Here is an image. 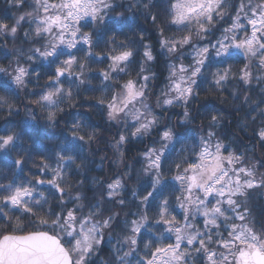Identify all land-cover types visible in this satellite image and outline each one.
Returning a JSON list of instances; mask_svg holds the SVG:
<instances>
[{
    "label": "snow or ice",
    "instance_id": "snow-or-ice-1",
    "mask_svg": "<svg viewBox=\"0 0 264 264\" xmlns=\"http://www.w3.org/2000/svg\"><path fill=\"white\" fill-rule=\"evenodd\" d=\"M6 2L0 114L25 116L0 125V264H264V0ZM80 108L112 132L113 177L89 176L102 130ZM61 119L62 139L39 133Z\"/></svg>",
    "mask_w": 264,
    "mask_h": 264
},
{
    "label": "trees",
    "instance_id": "trees-1",
    "mask_svg": "<svg viewBox=\"0 0 264 264\" xmlns=\"http://www.w3.org/2000/svg\"><path fill=\"white\" fill-rule=\"evenodd\" d=\"M127 2H128V0H124L125 4H127ZM117 11H123V9H117ZM0 14H4L7 16H11L13 14V10L9 8L6 0H0ZM139 22H140L142 27H145V28L147 27V25L144 24V21L142 18L140 19ZM84 30L88 31V29H84ZM128 35L131 36L132 34L128 33ZM2 43L3 42L0 41V44H2ZM6 47L8 49H11L13 47L12 42L8 41L6 44ZM156 51L157 52L159 51L158 46L156 48ZM3 63L7 64L8 61L5 60V61H3ZM240 67H242L241 63H234L233 64V70L234 71L239 69ZM153 70L157 72V76H158V79L155 82V90L159 91V89L165 83L164 77L167 74L166 62H164V58L162 56H158L157 61L155 62V65L153 67ZM44 79H46V77ZM41 83H43V80H41ZM94 83H96V82H94ZM29 87L31 88L32 85H29ZM21 99L22 100L24 99L23 94H21ZM199 100L201 103L215 104L217 107H219L223 111H225L226 115H225V119L223 121L225 128L222 129V131H224L228 135L229 139L233 138V134L235 135V137L239 138L236 146L242 147L243 144H248L249 148H251L252 145L255 144L254 139H252V140L249 139V137L251 136V131H249L247 133L240 132L236 128V121L234 119H232L231 116L227 115L228 109L226 108V106L219 104V102L217 101V99L215 98L214 95L202 94L199 97ZM192 107L198 108L199 104L194 103L192 105ZM20 108H21V110H20L19 116L8 117L6 113L0 114V125H3L6 120L15 124V123H18L22 118H24V116H25L24 108L22 105L20 106ZM70 111H73V112L79 111V112L83 113L84 116L87 117L92 124L98 126L102 130V136L100 138V142L98 144H93L91 149H88L85 152V155L87 156L88 161L90 162L89 167L91 169H93V171H91L89 173V176L94 175L98 178L113 177V174L116 173L118 171V169L112 163V159H111L113 157L112 149L105 145V141L111 138L112 132H111V130L107 129V125H106L103 117H101L99 114H97L95 112L88 111L86 108H80L78 110L73 109ZM180 111H182V110L181 109L170 110V114L172 116L173 121H175V119H176L175 113L180 112ZM68 119L70 120L71 118L68 117ZM197 123H199V121ZM39 133L41 135L46 134V135L52 137L54 140L62 139L65 135H68L67 128L64 124L63 119L60 120V123L55 128L48 127L46 124H44L43 121H41L40 126H39ZM152 139H153V137H149L142 144L141 143H133V144L126 145L125 146L126 147V155H125V159L123 161V164L124 165H132L134 169H139L141 167L142 160L138 156V153L143 151L145 146L150 145V142ZM240 140L243 141L242 144L240 143ZM255 155L258 158L264 157V149L257 148ZM101 157H108V159H105L103 161L102 167H97L98 165H101ZM120 170H126V169H120ZM129 186L130 187L132 186L131 181L129 182ZM128 195L130 197V192L128 193ZM253 203H254V210L257 212L260 211V209L262 207H264V196H255L254 195ZM106 254H107V249H105V251L102 252L100 255L103 256Z\"/></svg>",
    "mask_w": 264,
    "mask_h": 264
}]
</instances>
